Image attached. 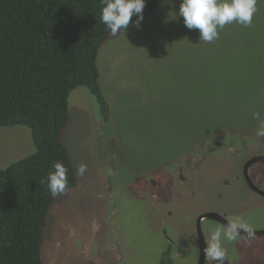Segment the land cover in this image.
<instances>
[{
	"label": "rangeland",
	"instance_id": "1",
	"mask_svg": "<svg viewBox=\"0 0 264 264\" xmlns=\"http://www.w3.org/2000/svg\"><path fill=\"white\" fill-rule=\"evenodd\" d=\"M179 4L180 0H161L139 28L131 23L124 32L110 34L100 47L99 84L109 105V120L102 119L84 88L69 95V121L62 140L78 184L57 196L49 212L48 228L54 220L57 223L51 243L53 264H107L106 257L82 251L87 246L94 251L99 237L111 240L104 218L113 206L115 221H127L130 238L139 248L136 253L154 247L164 250L145 204L149 190L145 172H158L161 178L155 180L162 185L175 181L179 192V175L171 166L175 160L206 157L197 164L198 175H185L189 184L182 187L186 197L194 192L195 213L223 209L243 213L240 197L245 187L233 180L237 169L230 166L264 155L260 147L264 137L256 136L259 121L253 118L259 112L264 119V0H257L251 26L233 22L210 43L199 40L198 29L185 27L175 14ZM214 143L231 145L240 154L227 149L197 153L200 146ZM32 153L28 128H0V169ZM81 164L86 165L83 176L77 174ZM260 167L264 173V165ZM93 232L95 244L90 242ZM152 233L156 235L149 237ZM262 242L264 236H245L236 246L222 240L231 264L264 259ZM45 247L46 242L42 259L50 243Z\"/></svg>",
	"mask_w": 264,
	"mask_h": 264
},
{
	"label": "trees",
	"instance_id": "2",
	"mask_svg": "<svg viewBox=\"0 0 264 264\" xmlns=\"http://www.w3.org/2000/svg\"><path fill=\"white\" fill-rule=\"evenodd\" d=\"M160 1L145 0L143 19ZM101 8V0H0V128H28L34 146V153L0 169V264H44L56 197L41 180L53 164L68 169L66 190L78 184L62 140L70 93L84 88L109 120L97 56L111 32L101 23Z\"/></svg>",
	"mask_w": 264,
	"mask_h": 264
},
{
	"label": "flooded vegetation",
	"instance_id": "3",
	"mask_svg": "<svg viewBox=\"0 0 264 264\" xmlns=\"http://www.w3.org/2000/svg\"><path fill=\"white\" fill-rule=\"evenodd\" d=\"M260 147L264 149V144H260ZM221 149H227L240 154V151L231 145H221L219 143L207 144L200 146L197 153H205L208 151H218ZM264 154V150H263ZM199 159H193L192 162L177 161L172 163V167L175 168L178 176V184L180 185V191L175 192L174 185L171 182H165L163 185L158 183L155 178H161L158 172H152L149 170L145 172L146 184L148 185V192L144 195L146 199L145 203L149 206L147 212H151L149 217L152 218L154 227L157 228V235L162 242V248L143 249L141 255L136 253L135 250L139 249L133 240L130 238V233L127 229V221L119 224L115 221V208L110 209L105 219V225L110 230V238H97L98 243L94 245V251L89 250L87 246L82 252H92L94 255L106 257L107 264H163L167 259H180L181 264H215V262L206 258L204 248L210 240L211 232L217 228L221 230L232 220L239 219L249 226H251L254 235L252 237L264 236V173L260 170V165H264V155L248 159L241 165L230 166V168L237 169L236 176L233 177L235 181H241L245 187L243 195L240 197L241 210L240 213L237 209H223L218 211H200L194 212L192 208V199L194 192H184L186 177L196 176L199 173V165L201 161L205 160V155H199ZM260 159V160H258ZM199 160V161H197ZM189 163V164H188ZM115 171V167H112ZM114 171L111 173L114 174ZM174 177V176H173ZM172 177V178H173ZM139 179V178H138ZM191 183V182H190ZM225 185L230 184L229 179L224 181ZM221 185H217L219 190ZM178 189V188H177ZM191 191V190H190ZM173 196V197H172ZM252 199H256L254 202ZM135 202V201H134ZM259 213V216H258ZM54 215V214H53ZM55 217V215H54ZM50 227L46 229L45 242L47 248L48 242L50 248L47 250L46 256L44 254L43 263L53 264L51 258L54 233L56 232L57 223L54 220ZM120 230V231H119ZM123 231L124 234L121 232ZM96 232L90 233V242L96 243ZM154 233L149 237H153ZM249 237L246 232L241 231V235L236 241L228 242L224 240L225 245L236 246L243 240V237ZM193 242V246H189L188 242ZM99 242H102V246H99ZM125 243V244H124ZM261 252L264 254V242H262ZM166 247H169L168 252L165 251ZM108 253V254H106ZM175 264V262H174ZM177 264V263H176ZM224 264H231L226 254ZM248 264H264V259L256 260Z\"/></svg>",
	"mask_w": 264,
	"mask_h": 264
},
{
	"label": "clouds",
	"instance_id": "4",
	"mask_svg": "<svg viewBox=\"0 0 264 264\" xmlns=\"http://www.w3.org/2000/svg\"><path fill=\"white\" fill-rule=\"evenodd\" d=\"M101 4V23L113 36L121 31L124 32L133 17H137L135 26L140 27L145 0H101ZM256 12L257 0H180L179 11L175 14L183 18L187 29L199 30V40L210 43L218 39L220 31L226 25L233 22L244 27L251 26ZM253 118L259 121L256 136L264 137V119L259 112L254 113ZM53 169L46 179L41 180V183H46L50 194L57 197L64 194L67 189L68 169L61 162H55ZM85 171L86 165L81 164L77 174L83 176ZM242 230L249 237L254 235L251 226L239 219L230 221L223 230L220 228L213 230L204 248L206 258L215 264H224L226 249L223 247L222 240L236 241Z\"/></svg>",
	"mask_w": 264,
	"mask_h": 264
},
{
	"label": "water",
	"instance_id": "5",
	"mask_svg": "<svg viewBox=\"0 0 264 264\" xmlns=\"http://www.w3.org/2000/svg\"><path fill=\"white\" fill-rule=\"evenodd\" d=\"M258 160H260V159H258ZM262 160H264V158H262Z\"/></svg>",
	"mask_w": 264,
	"mask_h": 264
}]
</instances>
